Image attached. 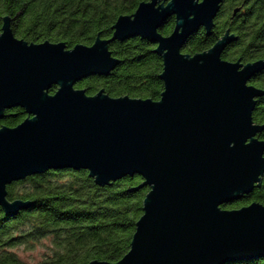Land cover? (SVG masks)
Returning <instances> with one entry per match:
<instances>
[{"label":"water","instance_id":"95a60500","mask_svg":"<svg viewBox=\"0 0 264 264\" xmlns=\"http://www.w3.org/2000/svg\"><path fill=\"white\" fill-rule=\"evenodd\" d=\"M225 0H151L122 15L110 39L93 45L29 43L9 18L0 34V121L20 107L28 117L0 128V206L8 216L30 205L10 201L7 186L49 170H87L100 186L140 175L150 187L129 252L115 264H225L264 256V204L230 205L264 175V125L253 120L264 90L251 81L264 59L223 58L228 32L208 51L183 48L210 34ZM175 18L173 32L162 26ZM148 39L164 63L159 101L96 95L76 88L120 64L109 45ZM58 86L55 93H50ZM88 264H111L94 260Z\"/></svg>","mask_w":264,"mask_h":264},{"label":"trees","instance_id":"16d2710c","mask_svg":"<svg viewBox=\"0 0 264 264\" xmlns=\"http://www.w3.org/2000/svg\"><path fill=\"white\" fill-rule=\"evenodd\" d=\"M151 0H0V34L9 18L16 37L29 43L63 42L68 49L93 45L97 37L110 39L118 18L133 14L141 2ZM176 20H168L160 32L168 36ZM228 32L237 40L223 53L228 61L247 64L264 59V0H225L210 34L202 29L191 37L183 52L196 55L211 49ZM148 39L133 37L113 41L109 48L120 64L108 76L93 75L76 88L96 95L102 89L112 97L129 96L159 101L165 89L160 75L163 59ZM251 84L264 90V72ZM53 86L50 93H55ZM28 117L15 107L5 111L3 126L16 127ZM253 120L264 125V96L257 99ZM264 139V129L258 134ZM140 175L126 176L100 186L87 170H49L7 186L10 201L30 203L8 216L0 206V264H29L13 250L25 246L43 248L37 264L117 263L130 250L136 223L150 187H137ZM252 202L264 204V175L254 191L222 208L234 209ZM46 242L47 245L44 244ZM225 264H264V256L232 260Z\"/></svg>","mask_w":264,"mask_h":264},{"label":"rangeland","instance_id":"374dc122","mask_svg":"<svg viewBox=\"0 0 264 264\" xmlns=\"http://www.w3.org/2000/svg\"><path fill=\"white\" fill-rule=\"evenodd\" d=\"M44 244L47 245L46 242H44ZM13 251L16 252L23 261L29 264H37L40 262L43 255V248L41 246H38L33 250H29L25 246H19Z\"/></svg>","mask_w":264,"mask_h":264}]
</instances>
